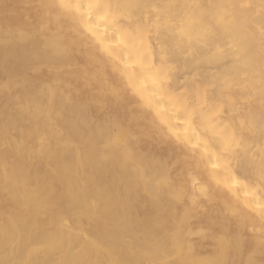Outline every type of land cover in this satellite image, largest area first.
Returning a JSON list of instances; mask_svg holds the SVG:
<instances>
[{"label":"bare ground","instance_id":"6f19581e","mask_svg":"<svg viewBox=\"0 0 264 264\" xmlns=\"http://www.w3.org/2000/svg\"><path fill=\"white\" fill-rule=\"evenodd\" d=\"M0 264H264V0H0Z\"/></svg>","mask_w":264,"mask_h":264}]
</instances>
